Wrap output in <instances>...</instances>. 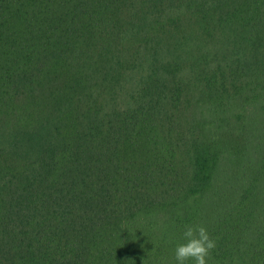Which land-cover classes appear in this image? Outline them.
<instances>
[{"label":"trees","instance_id":"trees-1","mask_svg":"<svg viewBox=\"0 0 264 264\" xmlns=\"http://www.w3.org/2000/svg\"><path fill=\"white\" fill-rule=\"evenodd\" d=\"M0 137V264H264V0H0Z\"/></svg>","mask_w":264,"mask_h":264},{"label":"clouds","instance_id":"clouds-1","mask_svg":"<svg viewBox=\"0 0 264 264\" xmlns=\"http://www.w3.org/2000/svg\"><path fill=\"white\" fill-rule=\"evenodd\" d=\"M182 237L174 249L175 264H207L209 251L216 246L207 229L202 225L186 226Z\"/></svg>","mask_w":264,"mask_h":264},{"label":"rangeland","instance_id":"rangeland-1","mask_svg":"<svg viewBox=\"0 0 264 264\" xmlns=\"http://www.w3.org/2000/svg\"><path fill=\"white\" fill-rule=\"evenodd\" d=\"M212 45H213V44H212ZM212 45H211V51L214 49ZM1 138H2V137H0V141H2V139H1Z\"/></svg>","mask_w":264,"mask_h":264}]
</instances>
